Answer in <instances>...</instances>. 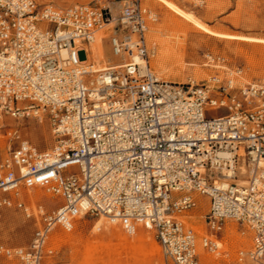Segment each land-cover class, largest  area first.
Segmentation results:
<instances>
[{
    "label": "built area",
    "instance_id": "2783aa9c",
    "mask_svg": "<svg viewBox=\"0 0 264 264\" xmlns=\"http://www.w3.org/2000/svg\"><path fill=\"white\" fill-rule=\"evenodd\" d=\"M152 20L141 0H120L117 16L97 2L0 0V117L43 111L56 137L51 150L18 133L10 138L15 145L0 161V209L37 215L39 227L27 248L0 243V259L41 264L54 253L49 235L72 230L82 215L119 222L128 234L150 223L175 264H203L196 233L179 218L202 195L212 235L229 221L247 226L251 264H264V79L241 87L233 78L160 79L146 36ZM112 23L119 60L102 66L89 46ZM41 187L61 202L52 211L39 205L36 214L23 191ZM201 246L217 249L205 237Z\"/></svg>",
    "mask_w": 264,
    "mask_h": 264
},
{
    "label": "rangeland",
    "instance_id": "374dc122",
    "mask_svg": "<svg viewBox=\"0 0 264 264\" xmlns=\"http://www.w3.org/2000/svg\"><path fill=\"white\" fill-rule=\"evenodd\" d=\"M39 4H51L58 7L78 3H100L104 7H112L120 0H36ZM187 12L193 13L208 27L220 33L252 36L264 39V0H171ZM144 9L150 10L155 15V20L149 21L147 40L154 55L150 58L152 71L159 77L168 75L176 79L177 83L194 80L198 83L206 82L212 77L220 80L233 78L238 87L248 82L264 79V42L234 39L212 35L186 21L180 15L172 12L159 0H141ZM108 34L105 40L106 63L112 57L115 62L119 58L112 54L110 36L113 34V25L104 28ZM163 56L165 71L157 69V59ZM80 59L87 57L86 53L79 54ZM93 61V60H92ZM161 79V78H160ZM40 116H24L16 118L11 114L0 117V161L9 154V146L15 145L11 136L15 133L29 140L41 150H51L56 145V137L52 132L48 115L40 111ZM214 114L222 115L223 110ZM18 122H21L19 124ZM10 133V135L8 134ZM33 133L38 134L34 138ZM76 172V168L69 169ZM40 189V188H39ZM43 193L32 200L25 195L24 199L31 209L43 205L46 211H52L60 205L47 200L46 193L56 196L45 188ZM33 191H36L34 189ZM45 192V193H44ZM205 197V202L208 198ZM209 205L194 207L182 213L181 219L187 227L194 230L197 235L199 251L203 264H251L249 251L252 246V231L247 226L229 221L224 230L217 236L206 225V214ZM99 217L84 216L78 221L77 239L95 238L93 227ZM107 222L108 219H106ZM193 226H202L204 234ZM39 227L37 215L27 217L23 210L14 207L0 209V243L12 248H27L32 243L35 231ZM235 231V235L246 238L243 245L235 241L228 250L216 249L208 251L201 246V239L207 237L211 240L224 242L227 240V230ZM55 232L63 234L62 230L53 231L47 245L54 249L51 255L45 254L41 264H83L85 248L83 245H72L69 242L54 238ZM61 232V233H60ZM104 235V232H100ZM153 238L158 242L156 233L151 230ZM106 236L105 242L116 243L115 238ZM229 240V239H228ZM159 243V242H158ZM160 244V243H159ZM164 264H175L172 259L163 254ZM0 264H18L15 260L0 259ZM153 264H161L153 260Z\"/></svg>",
    "mask_w": 264,
    "mask_h": 264
},
{
    "label": "bare ground",
    "instance_id": "6f19581e",
    "mask_svg": "<svg viewBox=\"0 0 264 264\" xmlns=\"http://www.w3.org/2000/svg\"><path fill=\"white\" fill-rule=\"evenodd\" d=\"M159 1H161L165 6H167L169 10L180 15L186 21L194 25L196 29H202L209 34L218 35L222 37L264 42L263 38L217 32L212 28L208 27L201 19H199L193 13L185 11L171 0H159ZM109 8L111 9L114 16H117L119 14V2L114 3L113 6ZM110 25H113L114 27L115 24L112 23ZM104 28L96 33L95 39L89 46V51L91 52L90 54L91 61L93 60L92 62H95L96 64H101L102 66L107 65L106 60L108 58L106 54V46H105V40L108 38V34L104 30ZM62 53L64 56H66L67 54L66 50H64ZM112 59L113 58L111 57L110 60ZM134 59L137 63H141L142 59L140 57L135 56ZM157 65H158L157 69L159 68L160 71H165L166 66L163 61L162 55L157 59ZM159 78H161L164 81H168L172 83L178 82L176 79H173L168 75H160ZM27 115L29 116L33 115L35 117L42 116L40 114V111H32L25 114H20L21 117ZM12 116L20 119L19 116H14V115ZM18 123L21 124V122ZM33 136L34 138H38L37 133H33ZM241 153L242 154L244 153L243 150L241 151ZM226 155L228 156L229 153H226ZM228 157H232V154H230ZM231 162L234 165L233 159H231ZM242 170L246 171L244 166L242 167ZM224 172L228 173L229 175L235 174L230 169L227 170L224 169ZM238 182L241 185L246 184V180L244 179H240ZM40 189L37 188L36 191H33L34 189H27L25 195H27V197L34 200L35 198L42 195L43 192ZM46 196H47V200L52 203L59 202L60 200L59 196H52L48 193H46ZM197 199L200 207H203L206 205V203H208L205 202L204 200L205 197H203L202 195H197ZM37 208L38 207L35 206V209L34 208L32 209L36 214L38 213ZM82 218H83L82 215H79L76 218L72 230L63 231V234L60 235H58V232H55L56 234H54V238L63 240L65 242H69L72 245L75 244L83 245L85 248V260L83 264H153L154 259L155 260L157 259L160 261L161 264H164L163 254L165 253L163 247L155 240V238H153L151 234V230L155 232V229L151 227L150 223L148 224L150 229L149 227L147 228L146 226L139 225L134 234H128L124 231L122 225L119 222H111L109 221V219H108L109 222H107L106 221L107 218L103 216L97 220V222L93 227V233L96 234L95 238L84 239L81 237L80 239H77L76 232L79 227L78 221L81 220ZM179 218L181 219V216ZM193 227L200 233L204 234V232L202 231V226H193ZM101 231L104 232V235H101L100 233ZM106 236L111 237L110 239L115 238L117 242L116 243H111L110 241L105 242L104 238ZM212 241L217 244V249L228 250L230 246L234 244L235 241H239L240 243L245 245L247 240L244 237L235 235V231L228 229L226 241L224 242H218L214 240ZM251 249L252 246L250 248V251Z\"/></svg>",
    "mask_w": 264,
    "mask_h": 264
}]
</instances>
